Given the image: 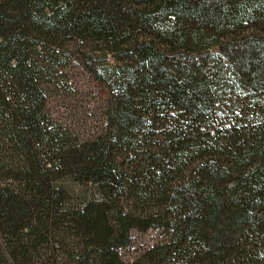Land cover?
<instances>
[{
    "label": "trees",
    "instance_id": "trees-1",
    "mask_svg": "<svg viewBox=\"0 0 264 264\" xmlns=\"http://www.w3.org/2000/svg\"><path fill=\"white\" fill-rule=\"evenodd\" d=\"M74 56L83 139L46 110ZM0 264H264V0H0Z\"/></svg>",
    "mask_w": 264,
    "mask_h": 264
},
{
    "label": "rangeland",
    "instance_id": "rangeland-1",
    "mask_svg": "<svg viewBox=\"0 0 264 264\" xmlns=\"http://www.w3.org/2000/svg\"><path fill=\"white\" fill-rule=\"evenodd\" d=\"M84 62L81 57H72L50 86L46 100V110L52 123L77 139L96 135L106 124L108 88L85 68ZM65 184L75 195L89 194L91 190L89 186ZM161 238L159 229H132L128 244L118 253L125 263H130Z\"/></svg>",
    "mask_w": 264,
    "mask_h": 264
}]
</instances>
